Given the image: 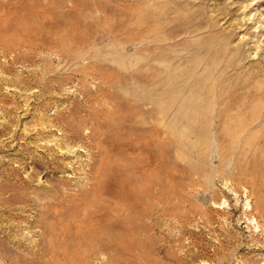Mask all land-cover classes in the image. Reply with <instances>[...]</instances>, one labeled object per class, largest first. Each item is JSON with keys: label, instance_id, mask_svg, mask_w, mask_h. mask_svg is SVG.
Returning a JSON list of instances; mask_svg holds the SVG:
<instances>
[{"label": "rangeland", "instance_id": "rangeland-1", "mask_svg": "<svg viewBox=\"0 0 264 264\" xmlns=\"http://www.w3.org/2000/svg\"><path fill=\"white\" fill-rule=\"evenodd\" d=\"M0 264H264V0H0Z\"/></svg>", "mask_w": 264, "mask_h": 264}]
</instances>
